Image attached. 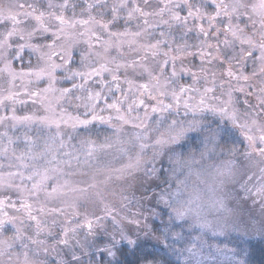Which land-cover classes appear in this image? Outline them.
Listing matches in <instances>:
<instances>
[{"label":"snow or ice","instance_id":"snow-or-ice-1","mask_svg":"<svg viewBox=\"0 0 264 264\" xmlns=\"http://www.w3.org/2000/svg\"><path fill=\"white\" fill-rule=\"evenodd\" d=\"M248 61L264 70V40L245 35L222 0H26L0 9V74L10 85L0 108L12 112L0 115V227L20 234L14 224L24 215L47 231L60 177L106 146L87 137L75 144L65 129L127 121L149 107L188 108L195 96L202 106L219 91L220 115L250 142L264 141V95L250 104ZM235 94L245 95L246 115L230 109ZM29 101L31 114L18 117L16 105ZM20 123L29 131L10 135ZM62 231L67 244L72 230Z\"/></svg>","mask_w":264,"mask_h":264},{"label":"clouds","instance_id":"clouds-1","mask_svg":"<svg viewBox=\"0 0 264 264\" xmlns=\"http://www.w3.org/2000/svg\"><path fill=\"white\" fill-rule=\"evenodd\" d=\"M222 2L245 35L264 40V0ZM13 4L0 0V9ZM246 68L244 87L258 107L264 70L252 61ZM9 86L0 74V91ZM244 99L235 94L230 109L246 115ZM189 105L65 129L75 144L87 137L106 146L60 177L49 202L59 212L44 240L0 230V264H48L69 243L92 253L88 264H264V141L250 142L220 115L219 91ZM65 227L72 231L61 244Z\"/></svg>","mask_w":264,"mask_h":264},{"label":"rangeland","instance_id":"rangeland-1","mask_svg":"<svg viewBox=\"0 0 264 264\" xmlns=\"http://www.w3.org/2000/svg\"><path fill=\"white\" fill-rule=\"evenodd\" d=\"M12 2L13 3L19 2L21 4H24L26 2V0H12ZM27 2H31V0H27ZM7 10H5V11H7ZM69 15H70V13H69ZM25 50L29 51L28 49H25ZM21 55H24V52L21 53ZM74 55H76L77 59H78V53H74ZM20 63L21 62L19 61V65H16L17 68L22 67L20 65ZM31 108H32L31 101L27 102L26 104H17L16 105V109H17L16 115L18 117L30 115L31 114V111H30ZM0 115L11 116L12 115L11 109L0 108ZM35 128H36V125H31V132L32 133L35 132ZM0 131H4V128L0 127ZM26 131H29V126L24 124V123H20V124H17V126L15 128L9 129V134L13 135V136H22V134ZM17 144L21 148L23 147V141H17ZM15 146L16 145H14V147ZM12 198L15 199L16 197L13 196ZM9 215H12V214L9 213ZM43 222L45 223L48 230L38 233L36 231V226H35L34 222L29 221L27 219V217L24 215H17L16 216V223L14 224V228H19L20 234H28L30 232L32 235L38 236L41 240H44L45 237H47L49 235L51 227L53 225V222L49 217H44ZM0 230H3V228L0 227ZM57 231L60 233L59 238L62 239L63 238L62 229H58ZM46 242L50 243L51 240L49 239ZM79 252H80L79 246L75 245L74 243H69L68 245H62L61 246V253L58 254V256L47 258L48 264H59L60 259H67L70 262V264H88V262L91 259L92 253L89 252V254L87 256H84V255L79 254Z\"/></svg>","mask_w":264,"mask_h":264},{"label":"trees","instance_id":"trees-1","mask_svg":"<svg viewBox=\"0 0 264 264\" xmlns=\"http://www.w3.org/2000/svg\"><path fill=\"white\" fill-rule=\"evenodd\" d=\"M28 54H29V51L25 50V51H24L25 62L27 61V56H28ZM16 65H19V61L16 62ZM20 65L23 66L22 63H20Z\"/></svg>","mask_w":264,"mask_h":264}]
</instances>
